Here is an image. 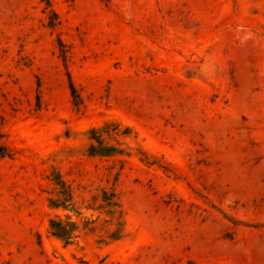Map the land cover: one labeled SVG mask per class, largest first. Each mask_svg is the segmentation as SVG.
Returning <instances> with one entry per match:
<instances>
[{
	"label": "rangeland",
	"instance_id": "374dc122",
	"mask_svg": "<svg viewBox=\"0 0 264 264\" xmlns=\"http://www.w3.org/2000/svg\"><path fill=\"white\" fill-rule=\"evenodd\" d=\"M0 133V264H264V0H0Z\"/></svg>",
	"mask_w": 264,
	"mask_h": 264
},
{
	"label": "trees",
	"instance_id": "16d2710c",
	"mask_svg": "<svg viewBox=\"0 0 264 264\" xmlns=\"http://www.w3.org/2000/svg\"><path fill=\"white\" fill-rule=\"evenodd\" d=\"M48 2V1H47ZM48 6V5H47ZM54 16H56L55 12L50 9L49 10ZM54 25V22L51 23ZM51 26V25H50ZM69 89L72 97L74 98L75 102L79 101V95L76 91L74 84L69 81ZM126 133L125 131H121L118 128V124L112 122H105L100 127H91L87 132L88 144L84 149V153L89 156H111L115 154H120L122 151L118 149L115 145L107 143L102 138L103 133ZM2 134L0 133V138ZM5 146L0 144V157L7 155L4 151ZM66 197L71 198V194L67 192L64 194ZM66 199H62L59 203H53V206L60 207L62 206L65 208V205H61L66 202ZM106 208L105 214L109 218L110 223L115 225V229L109 234L111 239H118L122 236V227H123V214L120 208L119 201L115 198L114 193H110L105 195V205ZM49 229L52 236L56 237L57 239L69 243L72 239V234L75 233L77 230L76 225L73 223L64 222L60 219H50L49 220Z\"/></svg>",
	"mask_w": 264,
	"mask_h": 264
}]
</instances>
